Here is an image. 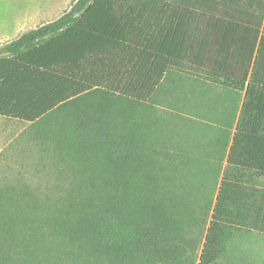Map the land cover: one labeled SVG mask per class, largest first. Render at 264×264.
Listing matches in <instances>:
<instances>
[{
  "label": "trees",
  "instance_id": "trees-1",
  "mask_svg": "<svg viewBox=\"0 0 264 264\" xmlns=\"http://www.w3.org/2000/svg\"><path fill=\"white\" fill-rule=\"evenodd\" d=\"M0 118L68 180L0 212V264H256L264 0H76L0 46Z\"/></svg>",
  "mask_w": 264,
  "mask_h": 264
},
{
  "label": "rangeland",
  "instance_id": "rangeland-1",
  "mask_svg": "<svg viewBox=\"0 0 264 264\" xmlns=\"http://www.w3.org/2000/svg\"><path fill=\"white\" fill-rule=\"evenodd\" d=\"M75 1L0 0V27H3L2 30L0 28V46L17 38L20 33L57 19ZM9 27H13V30L18 28L19 32H13ZM26 127L0 118V212L32 209V205L23 203L22 196L26 193L40 202L50 203L62 195L68 184L66 178H56L57 174L48 170L52 168H42L37 157L22 155L21 150L27 147L26 141H29L21 137L26 133ZM204 197L205 195L201 203H195L197 207L204 205ZM238 255L239 258L246 257L245 259L259 264L264 257V239L255 236L240 246H234L231 256Z\"/></svg>",
  "mask_w": 264,
  "mask_h": 264
},
{
  "label": "crops",
  "instance_id": "crops-1",
  "mask_svg": "<svg viewBox=\"0 0 264 264\" xmlns=\"http://www.w3.org/2000/svg\"><path fill=\"white\" fill-rule=\"evenodd\" d=\"M0 28H1V30H2L3 27H0ZM9 28H10V30H12L13 32H14V30H15V32H17V33L19 32L18 28H17V29H14V30L12 29L13 27H9ZM21 34H22V33H20V35H21ZM18 36H19V35H18ZM18 36H17V37H18Z\"/></svg>",
  "mask_w": 264,
  "mask_h": 264
}]
</instances>
